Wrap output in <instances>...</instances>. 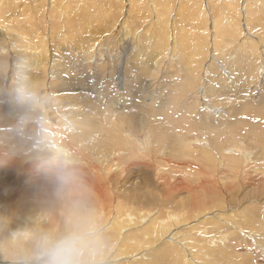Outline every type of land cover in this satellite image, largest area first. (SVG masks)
Instances as JSON below:
<instances>
[{
	"label": "rangeland",
	"instance_id": "1",
	"mask_svg": "<svg viewBox=\"0 0 264 264\" xmlns=\"http://www.w3.org/2000/svg\"><path fill=\"white\" fill-rule=\"evenodd\" d=\"M0 1L2 6L8 3L5 2L7 0ZM39 1L9 3L12 9L0 18L4 26H12L10 37L5 34L0 39V140L4 141L3 133H7L24 142L25 146L35 138H45L49 134L46 125L56 129V121L61 120L70 132H74L78 141L89 137L91 128L95 127L101 137L109 131L116 138H121L123 143L118 147L120 150L117 146L113 148L116 159L114 157L112 162L106 161L109 155L82 146V155L71 163L60 162V168L51 167L55 159L49 157L47 151L45 155L50 159H33L27 154L34 152V146L28 145L27 149L21 144L23 149L20 145L8 144L14 148H9L12 151L5 149L0 156V205L5 206V201L15 203L22 188L24 194L18 198L19 204L16 202L14 206L22 204L23 207L16 211L19 213L23 209L25 214L22 212L20 216H26L23 220L17 216L13 219L25 226L28 233L34 231L29 233L30 236L35 234L36 238L40 235L38 241L44 237H63L69 234L68 225L63 227L62 222H66L63 218L68 214H83L88 223L82 236L87 237L90 234L85 231L92 226L90 219L94 218L95 208L103 209L107 203L100 195L95 204L94 191L87 195L92 203L90 207L72 202L75 196L85 195L83 181H90V185L94 182V186L102 182L110 193L108 199L112 198L111 216L115 215L118 203L120 207L134 208L137 213L151 211L150 214L154 215L163 212L161 202L155 203L158 202L155 197L161 194L155 188L158 186L161 189L163 184L167 194L176 193L174 202H194L192 196L195 193L199 197L198 208L207 209L204 200L208 198L206 190L210 189L199 186L213 177L215 181L209 182H214L219 189L223 186L230 189L224 198H233V202L230 204L229 201L225 209L238 228L232 224L227 225L230 230L220 231L217 226H212L211 231L208 228L209 235L202 246L212 251L221 264H264V0H254L248 18L243 11V3L237 6L235 0H227L226 7L229 6L230 13L237 8L240 13L238 28L235 25L231 28L225 16L217 19L215 3L211 9L206 0ZM51 1L54 2L51 4ZM185 1H188L187 4ZM77 9H83L80 12L84 14L86 11L87 17L82 12L84 17L81 18ZM35 10L38 19L32 14ZM33 23L38 30L33 28ZM121 24L125 26L126 35L119 33ZM57 28L62 29L59 41ZM75 28L77 31L72 30ZM23 34L26 39L34 41L32 49L25 47L21 39ZM98 34L102 38L100 44H114L113 51L112 45L103 48L105 54L101 59L95 50L98 42L93 48L96 54H91L92 49L88 51L97 41ZM46 54L49 60L43 61ZM70 80H73L74 88L71 85L64 87L63 84H69ZM78 81L82 82V86H78ZM28 112L31 114L27 115ZM130 116L135 120V123L130 121L133 126L128 121ZM139 119H145L143 126L136 125ZM168 130L172 132L167 133ZM1 145L5 146L4 142H0ZM130 148V156H135V159L125 161L124 151H128L129 155ZM14 151H19V154ZM202 153H205L204 156ZM85 158L90 159V165L93 164L95 170L85 165ZM23 159L25 161L21 162ZM167 162H174L173 167L167 168ZM21 163L25 168L32 164L48 173L60 172L63 167L74 165H79L77 167L83 171L74 174L69 184L62 183L59 177L52 176L51 180L44 176L38 178V174L30 177L27 172L19 177L16 171ZM110 175L117 176L113 184L109 182ZM67 193L70 197L66 199ZM121 193L122 199L119 198ZM162 195L165 196V193ZM250 197L259 198L248 200ZM33 202L40 203L41 208L38 204L33 207ZM197 203L194 202L195 208ZM193 205L187 206L188 213H191L187 215L195 214ZM253 205L259 209L253 212ZM190 206L191 209H188ZM32 208L39 209V213L31 212ZM166 211L175 212L171 208H166ZM176 213L183 215L185 211ZM29 214L37 216L32 218ZM29 222L38 225L27 227ZM107 222L99 223L100 233ZM221 236L225 239L221 240ZM133 238L137 244L143 242L140 235ZM182 249L190 260L192 252L185 247ZM171 253L172 257L165 258L168 260L166 264H186L179 253ZM174 259L178 262L175 263ZM7 263L16 264L9 259L0 262ZM200 264H207L206 259Z\"/></svg>",
	"mask_w": 264,
	"mask_h": 264
},
{
	"label": "bare ground",
	"instance_id": "2",
	"mask_svg": "<svg viewBox=\"0 0 264 264\" xmlns=\"http://www.w3.org/2000/svg\"><path fill=\"white\" fill-rule=\"evenodd\" d=\"M19 1L26 2V0H7L5 2H8V3H6V4H4L2 6V3L0 1V18H3L5 16V14L9 10L12 9V5L11 4H16V2H19ZM228 1L231 2V0H228ZM52 2H54V1H51L50 3L52 4ZM185 2L187 4L188 1H185ZM206 2L209 5V7L211 6V9H212L213 2L215 3L214 12L216 14V18L217 19H220L222 16H225L228 19V22H229V25H230L231 28H232L233 25L236 26L237 24H239V22H240L239 21V15H240V13L238 11V8H237V10H235L231 14L230 11H229V6L226 7V4H228L227 0H206ZM235 2H237V6H238L239 3H240V5H242V3H243V6H244L243 7V11L246 13V17L248 18V16L252 12L250 10V5L254 2V0H244V2H243V0H235ZM9 3H11V4H9ZM40 4L43 5L42 3H40ZM164 6H163V9H165ZM34 7H35V5H34ZM36 8H37V6H36ZM51 9H52V7H51ZM233 9H234V6H233ZM75 10H76V8H75ZM77 10H79V9H77ZM80 10H83V9H80ZM80 10L77 13H79L80 16H81V18H82V16L84 17V15L87 14V13L85 11V14H84V12H83L84 10L81 11V12H80ZM72 11H73V8H72ZM140 11L142 12L143 10H140ZM82 12H83L84 15H81ZM40 13H41V11H40ZM138 13H139V11H138ZM32 14H33V16H35L34 17L35 19H38V17H37V10H35ZM32 14H30V15H32ZM117 15H118V12H117ZM119 15H120V12H119ZM41 17L43 18V16H41ZM85 17H87V16L85 15ZM96 17H99V16H96ZM107 18H109V17L107 16ZM117 18H118V16H117ZM39 24L40 23H38V25ZM74 25L77 26L76 24H74ZM235 26H233V27H235ZM123 27H125L124 24H121V27L119 29V33L122 32L124 35H126V33H124ZM159 27L160 26H158V29H159ZM33 28L34 29H37V27L34 26V23H33ZM11 30H12V26H4L3 23L0 22V39L5 34H8L7 36L10 37ZM72 30H76L77 31V28L72 29ZM172 30H173V27H172ZM57 32L59 34V37H58L57 41H59L60 39H62V37L60 35V33L62 32V29L57 28ZM235 32H233V33L235 34ZM156 34H158V33H156ZM236 34H237V32H236ZM100 36H101V34H98L97 41L88 50V51H91V49L93 50V48L95 47V45H97V42H98V46L95 47L96 53H98V54L94 53V50L92 51L93 53L91 52V54L92 55L96 54L99 59L104 58L105 50L103 48L110 47L111 45H112V47H111V50L112 51H113V48H114V44H111V43H105V44L101 43L100 44L99 42H101V39H102ZM175 37H176V35H175ZM165 38L168 39V37H166V36H165ZM21 39H22V42L24 43V45H25L26 48H28V49H32L33 48V42L34 41H31V40L26 39V37L24 36V34L21 36ZM173 44H175V42H173ZM43 48L46 51V46H44ZM75 49L79 53L78 46H76ZM80 54L82 56V53H80ZM263 54H264V52H263ZM89 56H90V54H89ZM42 60L43 61L49 60L48 59V55L47 54L44 55V57H43ZM47 63H48V61H47ZM41 64H42V62L39 63V65H38L39 68H40ZM32 74H35V73H32ZM192 77L193 76L190 77V80L192 79ZM77 83L79 84L78 86H82V82L78 81ZM72 84H73V80H70L69 84L66 82L65 84H63V86L64 87H69L71 85V87L74 88L72 86ZM220 85H222V82H220ZM212 91H214V89H212ZM6 109H7V107H6ZM31 113H32V111H31ZM31 113L28 112L27 115H29ZM30 116H29V118H30ZM260 118H263V117H260ZM149 120H151V119H149ZM149 120H148V122H149ZM255 120H257V119H255ZM259 120L261 121V119H259ZM128 121L129 122L130 121L131 122L133 121L135 123V120H133V117L132 116H130V118H129ZM144 121H145V119L136 120V125L139 126V127L140 126H143L144 125ZM131 122H130V124H131ZM152 123H154V122H152ZM146 125H148V124L146 123ZM149 125H151V123ZM46 126L48 128L47 130H48V133L49 134L45 138H41V139L35 138L31 142H27L26 145H25V146H27V149H29V147L34 146L33 147V149H34L33 151L34 152L29 154L27 152V150H25V151L28 153L27 156H33V159L38 158V157L39 158H46V159H50L49 157L54 158L55 160H53L54 162L52 163L53 165L51 167L60 168L61 167V163L60 162L71 163L73 161V159L74 160L77 159V156L79 157L80 155H82L81 154L82 153L81 152L82 146H84V148L87 149V150L89 149L91 151H97V152H101L103 154L109 155V157H106V161L109 160V162H112L113 158L116 156V154H115L116 153V150H113V148L115 146H117V149L120 150V148H118V147H119V145H122V143H123V140L121 138H116L114 135L110 134L109 131L106 132V134H105L104 137H101L100 135H98L96 133L97 131H95V129H96L95 127H92L91 128V135L89 137H85V140L83 139L82 141H78L74 137V132H72V131L70 132L67 129V127L65 126L64 122H62L61 120H57L56 121V124H55L56 129L55 128H52L50 125H46ZM131 126H133V125L131 124ZM101 130H102V128H101ZM168 131H167V133L172 132V131H169V132ZM149 132H151V131H149ZM104 133H105V131H104ZM163 134H164V132H163ZM84 135H86V134H84ZM150 135H153V134L151 133ZM166 135H168V134H166ZM174 135H175V133H174ZM183 135H186V134L184 133ZM0 136H2V135H0ZM159 136L161 137V135H159ZM171 136L172 135H170V138L174 139V137L173 136L171 137ZM3 137H4V141L0 140V142L2 144L4 142V145L5 146L1 145V147H0V156H2L1 154H2V152L5 149H8V150H11L12 151V149L14 147L12 146L13 147L12 148L10 146H7L8 144L9 145L14 144V146L16 145L15 147H18L17 145H20L21 146V144L24 146V142L17 141L15 138L11 137L7 133L6 134L3 133ZM179 137H181V136H179ZM161 138H163V137H161ZM156 139H158V138H156ZM175 139H177V137H175ZM178 140H180V139H178ZM140 141H141V139H140ZM157 141H159V140H157ZM174 142L177 143V141H175V140H174ZM167 143H169V142H167ZM171 143H173V141ZM47 144H49V146H46ZM124 144H126V143H124ZM163 144H165V143H163ZM175 144H173V145H175ZM28 145H29V147H28ZM43 145H45V146H43ZM154 145H155V143H154ZM23 146H21V147H23ZM138 146H140V145H138ZM145 146H146V144H145ZM181 146H184V144H182ZM181 146H180V148H181ZM194 146H195V144H194ZM24 147H23V149H24ZM98 147H101V148H98ZM9 148H12V149H9ZM174 148H175V146H174ZM188 148H187V151L190 150V148H189V150H188ZM202 148H204V147H202ZM219 148H220V146H219ZM149 149H150V147H149ZM128 150H129V155H128V151H124L125 157H126L125 161H131L133 158L135 159V156H130V154L132 152L131 151V148L128 149ZM173 150H175V149H173ZM185 150L186 149H184V151ZM46 151L48 152V156L49 157L45 155ZM14 152H16V154H19V151H14ZM189 152H191V151H189ZM204 152H205V150H204ZM117 153H119V152H117ZM156 153L157 152H155V155H158ZM179 153H180V151H179ZM179 153H177V154H179ZM73 154H74V158H73ZM141 154H142V152H141ZM204 154H203V156H204ZM118 155L119 154H117V156ZM144 155H145V153H144ZM144 155H142V156H144ZM168 155H170V154H168ZM149 156H151V155L149 154ZM176 156H178V155H176ZM138 157H140V156H138ZM182 157H183V155H182ZM155 158H154V160H156ZM166 158H168V156ZM114 159H116V157ZM185 159H186V157H185ZM59 160H61V161H59ZM136 160H138V159H136ZM199 160L200 159H198V161ZM23 161H25V159L21 160V162H23ZM167 161H168V159H167ZM85 162H86L85 165H89L88 167L91 168V170H95L94 165L93 164L90 165V159L89 158H85ZM221 162H222V160H221ZM172 163H174V162H172ZM172 163L171 162L170 163L167 162V168H168V166H169V168H172L173 167V164ZM164 164H166V163H164ZM180 164H181V162H180ZM77 166H79V165L66 166L69 170L67 168L63 167V169L60 172H50V173H48V172H45V171L40 170L41 167L38 168L37 166H34L32 164L25 168V166L22 165V163H21V164H18V169H17L16 172H17V175L19 177H21V175H23L24 173L27 172L28 173L27 176H30V177H32L33 174H38V176H37L38 178L40 176L41 177L44 176V177H49L48 179H50V178H52V176L55 177V178H58L63 172H71L73 174H81L83 170L80 167H77ZM33 167H34V170H32ZM163 167H164V165H163ZM174 168H175V166H174ZM86 169H88V168H86ZM19 170H20L21 173L19 172ZM169 171L170 170H168V172ZM106 172H108V171H106ZM176 173H177V171H176ZM81 177H85V176H81ZM116 177H117L116 175H114V177L113 176L111 177V175H110V179H109L110 184L112 182L114 183L115 181H117L116 180ZM161 178H162L161 180L163 181V177H161ZM9 180H7V181H9ZM0 181H2V180H0ZM11 181H13V180H11ZM31 181H33V179ZM209 181H215V180H214L213 177H211L207 181H203L204 184H202L201 186H199V187H203V188L205 186H208V188L210 189L209 191H207L208 189L206 190V196H208V198L204 200V203L206 204V208L207 209H202V207H199L198 208V203L197 202L199 201V197L197 195H195V193H194V196H192V198L194 199V202L197 203L196 204V208L197 209L195 208V204H194L193 201H190V202L187 201V204L186 203H179L180 205H182V206H180L177 202H174L173 201L176 193L174 195L173 194H170V193L167 194V190H165V185L163 184V188L160 189L158 186L155 188V190H157V191H159V193H161V194H159V196L155 197V199H158V202L155 201V203L158 204L159 202H161L160 203L161 204L160 207H161V210L163 212H159V213L157 212L154 215L150 214L151 211L150 212H146L145 211V212L137 213L136 211H133L134 208L133 209H130L129 206L120 207V205L118 203L117 206H116V211H115V215L114 216H111L112 215L111 212L113 210L112 209V207H113L112 198L108 199V196L110 195V193H108L107 190L104 188L102 182L100 181L99 183H97L98 181H96L95 183H97V184H96V186H94V182L92 183V185H90V181H83V183L85 184V188H86V190L84 192L85 195H83V196H78V195L75 196L74 199L71 200L72 202L81 203V204L84 205L82 207H90V205L92 203H91L90 198H89L90 196H87V195L92 194V191H94V196H95L94 202H95V204L98 202L97 201V196L100 197V195L104 196L103 199L106 201L107 204L104 203L105 206H103V209L102 208H98V207L95 208L94 218L93 219H90V221H91L90 223L92 224V226L89 227L87 230L85 229L86 230L85 232L88 233V234H90L87 237H85V235L82 236L83 229H84V227L88 223L86 221L85 217H83V214H82V216H81V214H80V216H79V214H74L73 216H70V214H68V215H66L65 218H63L64 220H66V222L65 223L62 222V224H63V227H66L68 225V227H67V228H69V229H67V232L68 233H77V234H79V235H81L83 237V241H84V245H85V259L87 260V262H89L88 264H106V263L108 264V263H111V262L112 263H115V264H116V262H119L117 264H166L165 261L167 259L165 260V258L168 257V256L172 257L171 256V254H172L171 252H175V253L177 252V253H179L180 256H181V258H182V260L183 261L186 260L185 261L186 264H200V263L203 262L204 259H206L207 264H211V261H212V264H221V263H218V261H217L216 258H214V253L212 251L210 252L204 246H202V243L206 242V240L208 238V235H209L208 234V228H210V231H211V227L212 226H217V229L218 230L221 231L223 229V230H226L227 231L229 229V227L227 225L235 224V225H232V226H235L236 228H238V225H237V223L231 222V220H230V218L228 216V213L226 212L227 209H225L226 206L228 205L227 203H229V201H230V204L233 202V198H230V199H228L229 197H225L224 198V195H227V194L230 193V189L228 187H226V186H223V189H219L214 182H209ZM71 182L72 181H70L69 184ZM12 183H14V182H12ZM21 184H22V182H21ZM156 184H157V182H156ZM193 187L195 188L197 186H193ZM21 190H22V188H20L19 191H18V193H17V196H16L17 197V200L15 199L16 202L18 201V198L21 196V194H24V193L21 192ZM36 191H37V189H36ZM189 191H191V190L189 189ZM19 192H20V194H19ZM26 192H28V191H26ZM65 192H66V189H65ZM163 192L165 193V196L162 195ZM69 194L70 193L65 194L66 199L68 197H70ZM29 195L30 194H28V196ZM31 195H33V194H31ZM53 195H55V194L53 193ZM259 197H261V196H259ZM259 197H255V198H259ZM119 198L120 199L123 198V194L122 193L119 194ZM132 198H134V196ZM255 198L254 197H250L248 200L255 199ZM25 201H30L31 202V200H26V199H25ZM15 203L11 204V203H8L7 201H5V206H4V204H2L3 206L0 205V262L2 260L9 259V261L11 263L15 262L16 264H23L22 262H24L26 264H29L31 261H33L34 263L37 262L36 264H43V260H42V258L40 256V242H41V240L38 241V238H39L40 235L39 236L36 235V236H38V237H36L37 239L34 237L35 234H33V235L30 236V234H32V232H34V231H29V233L31 232L29 234L28 231H27V228L25 226H23L19 222H16V220L13 219L14 216H17L19 219L23 220L25 218V216H26V215L24 217H21L20 216V214L22 212H23V214H25L23 209H22L21 212L17 213L16 210L19 209V208H22L23 206H22V204H21V206L20 205L14 206ZM28 203H27V205L29 206L30 203L29 204ZM207 203H208V206H207ZM35 204H38V203H34L33 207L35 206ZM39 204H38V206H39ZM189 204L190 205H193L194 204L193 207H192V209L195 210V212H194L195 214L194 215H187V214H191V213H188V212H190L189 210L187 211V206ZM205 204L203 206H205ZM31 205L32 204H30V206ZM252 207H253L252 208V211L253 212L259 209V207L255 208L254 205ZM28 208L30 209V207H28ZM166 208H168V209L171 208L175 212H172L171 211V213H169V212L166 211ZM25 209H27V208H25ZM188 209H191V206ZM38 210L32 208V211L31 212H34L35 211V214H36L37 212L39 213ZM64 210H66V209L64 208ZM181 210L183 212L185 211V213L183 215H178L176 213V211L177 212H180ZM228 210H230V209H228ZM25 211L27 212V210H25ZM60 212L63 213V211H60ZM50 213H51V211H50ZM69 213H71V212H69ZM231 213H233V212H231ZM23 214H21V215H23ZM35 214L34 215L29 214V216L33 218V217H36L37 216ZM40 215H42V214L40 213ZM227 216H228V218H227ZM67 217L69 218V223L67 222ZM101 217L103 219H100ZM39 221H40V219H39ZM24 222H26V221H24ZM32 222L27 223L29 226L28 225H26V226L27 227H30V225H31L30 228H33L32 226H35L36 224L35 225H32L33 224ZM100 222H107L106 224L103 225L104 228H102V230H104V231H102L101 233L99 232V231H101V230H99V226H100L99 223ZM220 222H222V223H220ZM35 223H37V221ZM23 224L25 225L26 223H23ZM37 225H36V227H37ZM101 226H102V224H101ZM182 228H183V230L181 231ZM61 229H63V228H61ZM178 229H180V230L178 231ZM184 230H186L187 232L185 233ZM60 231H62V230H60ZM58 233H60V232L58 231ZM92 233H96V234L93 235ZM135 235H140L141 238L143 239V242L141 243V241H140V243L138 242L139 244L135 243L134 242V238H133V236H135ZM211 235H212V233H211ZM53 236H55L54 233H53ZM55 238L56 237H54V239ZM220 239L221 240H224L225 237L224 236L223 237L221 236ZM181 242H183V243H181ZM183 247H185L186 249H188V251L192 252L191 254H189V257H191L190 260L189 259L187 260L188 257L186 255H188V254H186L184 252L185 249H182ZM193 247H194V251H193ZM232 260H235V259H232ZM238 260H239V258H238ZM175 261H173V262H175ZM167 262H168V260H167ZM177 262L178 261H176L175 263H177ZM179 263H181V261ZM7 264H9V263H7Z\"/></svg>",
	"mask_w": 264,
	"mask_h": 264
},
{
	"label": "clouds",
	"instance_id": "3",
	"mask_svg": "<svg viewBox=\"0 0 264 264\" xmlns=\"http://www.w3.org/2000/svg\"><path fill=\"white\" fill-rule=\"evenodd\" d=\"M59 179L68 183L74 179L71 172H63ZM40 256L43 264H88L85 259L83 237L77 233H69L60 238L44 237L40 242Z\"/></svg>",
	"mask_w": 264,
	"mask_h": 264
}]
</instances>
